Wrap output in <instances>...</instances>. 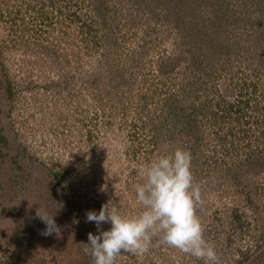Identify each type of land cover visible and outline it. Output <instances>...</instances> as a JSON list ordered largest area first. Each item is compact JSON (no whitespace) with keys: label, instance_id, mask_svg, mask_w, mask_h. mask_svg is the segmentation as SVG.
Listing matches in <instances>:
<instances>
[{"label":"rangeland","instance_id":"374dc122","mask_svg":"<svg viewBox=\"0 0 264 264\" xmlns=\"http://www.w3.org/2000/svg\"><path fill=\"white\" fill-rule=\"evenodd\" d=\"M260 60L264 0H0V264H92L86 213L110 202L138 215V169L177 148L191 154L219 264L243 249L264 264V245L252 249L264 238ZM242 98L243 119L224 116ZM38 207L59 234H42ZM115 264L204 261L154 237Z\"/></svg>","mask_w":264,"mask_h":264},{"label":"clouds","instance_id":"9594fccd","mask_svg":"<svg viewBox=\"0 0 264 264\" xmlns=\"http://www.w3.org/2000/svg\"><path fill=\"white\" fill-rule=\"evenodd\" d=\"M142 182L135 188L136 199L143 210L138 215H122L108 204L97 213H86L87 222H95L97 233H88L83 252L92 264H115L122 253L143 254L153 238L159 243L203 260L204 264H219L213 245L203 235L197 206L203 204L200 186L194 183L191 154L177 148L161 155L138 169ZM36 216L46 225L43 235L59 234L60 228L49 212L40 207ZM103 224H110L103 230Z\"/></svg>","mask_w":264,"mask_h":264},{"label":"trees","instance_id":"16d2710c","mask_svg":"<svg viewBox=\"0 0 264 264\" xmlns=\"http://www.w3.org/2000/svg\"><path fill=\"white\" fill-rule=\"evenodd\" d=\"M229 50H227L226 52H228ZM219 52L220 53H224L225 51H224V49H219ZM230 52H228L227 54H229ZM262 63H264L263 62V60H260V64H259V66L260 65H262ZM262 67V66H261ZM261 67H258V68H255V66H254V68H253V74H254V76L257 78L258 76L260 77V75H261V73H259V70H260V68ZM255 78V79H256ZM257 83V81L255 80L254 82H250V84L248 85L247 83H245L244 85H243V87H242V89H241V93L244 91V90H246V93H248L249 95H252V93H256L258 90V85H256V83ZM3 83H4V81L2 80L1 81V83H0V89H2V90H4V87H3ZM249 89V90H248ZM260 89V88H259ZM8 90V93H11V89H10V87H9V89H6L5 91H7ZM246 105H247V107H248V102H246V100H244V98H242V100H241V102H239L238 103V109H236V107L237 106H235V104L234 103H231V102H228V101H226L225 102V104H224V106H223V108L224 109H226L225 110V113H224V116H226V115H228V114H232V112H234L235 111V114L236 115H238L237 116V118L235 119L236 121H241L242 119H243V117H244V106L246 107ZM236 109V110H235ZM242 115V116H239V115ZM0 115H1V107H0ZM222 116V115H221ZM223 118H225V117H223ZM193 125V123H191L190 122V126H192ZM189 126V127H190ZM0 131H1V129H0ZM233 133V131L231 132V134ZM5 141V137H3L1 134H0V143H3ZM258 157V156H257ZM259 157H261V156H259ZM262 158V157H261ZM248 161H249V163H251V162H253V161H255V157L254 156H250V157H248ZM216 163V162H215ZM216 166H218L217 165V163H216ZM218 168H219V166H218ZM196 170H199V169H196ZM227 174H229L228 175V177H230V173H228L227 172ZM212 176H216V175H213V174H209V178H211ZM226 176V175H225ZM217 177V176H216ZM233 220L235 221V222H237L238 224H240L236 229H237V231H240V232H242L243 230H244V226H243V224H242V216L241 215H239L238 213H236L235 212V215L233 216ZM255 246H253L252 247V249H254L255 248V250L257 251H259L263 246L262 245H264V238L262 239V240H259L257 243H255L254 244ZM238 255H239V262L237 263V264H241V263H246V264H252V260L249 258L250 256H251V249L249 250V249H243V250H239V252H238ZM253 260H255V259H253ZM238 261V260H237ZM234 264H236V263H234ZM254 264V263H253Z\"/></svg>","mask_w":264,"mask_h":264}]
</instances>
